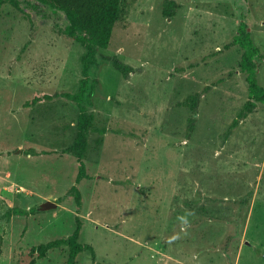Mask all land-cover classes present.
I'll list each match as a JSON object with an SVG mask.
<instances>
[{
	"label": "rangeland",
	"instance_id": "1",
	"mask_svg": "<svg viewBox=\"0 0 264 264\" xmlns=\"http://www.w3.org/2000/svg\"><path fill=\"white\" fill-rule=\"evenodd\" d=\"M31 4L0 9V264H67L66 246L30 251L78 223L94 255L77 264H264V105L233 126L249 91L232 44L245 22L264 55V0H123L89 70L79 183L81 111L63 94L79 92L86 48L63 34L64 14ZM47 201L57 208L40 211Z\"/></svg>",
	"mask_w": 264,
	"mask_h": 264
},
{
	"label": "trees",
	"instance_id": "2",
	"mask_svg": "<svg viewBox=\"0 0 264 264\" xmlns=\"http://www.w3.org/2000/svg\"><path fill=\"white\" fill-rule=\"evenodd\" d=\"M31 5H41L48 7L54 11L64 14L67 25L63 30V34L74 39L78 44L86 48V53L82 58V74L83 80L77 94H63L65 98L76 102L80 106V115L78 118V133L75 142L70 148V152L76 157L78 163V183L87 177V168L85 163V152L88 146V134L90 133L92 116H88L82 107L85 101L89 87V70L95 63V56L99 50L107 49L110 46L111 38L116 25L118 24L121 13L123 0H26ZM20 0H0V9L3 5L11 4L19 7ZM178 9V5L172 1H167L164 6V15L174 17ZM233 45L241 47L244 51L241 61V71L246 77L248 84L249 100L239 112L233 126H236L240 120L246 119L260 103L264 105V87L257 80L258 59L264 58V55L255 45L252 39V33L248 31L247 24L241 22L238 32L233 38ZM112 66L127 75L132 69L120 63L115 59H106ZM34 101H37L35 98ZM200 96L195 94L187 98L184 105L193 113L190 120L189 136L192 134L195 123ZM78 206H80V192L78 188H74ZM82 232V225L78 223L74 233L64 239L55 240L47 244H42L30 251L31 256L36 255L37 258H45L49 251L61 249L63 246L69 248V256L67 264H77V259L85 250H90L93 255L94 251L86 244L79 242ZM34 263V261H33Z\"/></svg>",
	"mask_w": 264,
	"mask_h": 264
},
{
	"label": "water",
	"instance_id": "3",
	"mask_svg": "<svg viewBox=\"0 0 264 264\" xmlns=\"http://www.w3.org/2000/svg\"><path fill=\"white\" fill-rule=\"evenodd\" d=\"M56 208H57L56 203L47 201V202H44L43 204H41V206L39 207V210L40 211H48V210L56 209Z\"/></svg>",
	"mask_w": 264,
	"mask_h": 264
}]
</instances>
